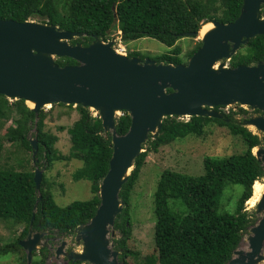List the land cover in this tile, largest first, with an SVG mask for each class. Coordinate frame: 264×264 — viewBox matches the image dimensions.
<instances>
[{
  "label": "trees",
  "instance_id": "trees-1",
  "mask_svg": "<svg viewBox=\"0 0 264 264\" xmlns=\"http://www.w3.org/2000/svg\"><path fill=\"white\" fill-rule=\"evenodd\" d=\"M242 4L243 0H65L60 7L57 0H0V19L17 22L35 20L57 25L66 31L85 33L87 36L74 39L71 44L81 42L87 46L95 37L104 41L110 39L107 31L116 15L118 23L113 30L121 31V40L125 45L142 38L155 39L170 50L151 59L157 63L177 65L187 63L181 57L182 49L176 45L178 40L187 37L185 35L196 38L202 26L211 19L223 23L234 21L240 14ZM200 46L199 42L188 53V58ZM128 56L142 60L148 58L139 51H128ZM260 61H264V34L249 40L243 51L233 56L230 65L236 67ZM56 62L60 66L77 64L70 58H58ZM57 105L75 108L80 114L68 129L72 144L69 155L57 150L58 136L45 129L50 111L41 109L36 114L24 100L10 101L0 95V118H11L15 124L9 129V142L20 144L24 150L32 153L30 161L33 162L29 133L35 129L34 137L39 146L37 165L43 160L40 166L48 170L54 162L77 159L83 162V167L74 172V180H88L91 183L90 200L75 201L62 207L55 201L53 183L46 174L43 173L38 191L34 181L35 169L17 171L12 167L0 168V219L26 225L20 238L0 245V254L19 253L23 256L24 264L26 254L19 241L28 234L36 203L34 230H48L56 235L74 234L77 227L88 223L97 211L100 183L109 170L113 153L111 136L105 137L99 116L92 117L89 109L81 105ZM238 113L248 114V111L242 107L238 112L231 110L224 115L228 122L209 117L195 116L188 121L167 117L159 134L150 137L143 147L144 151L135 159L130 177L120 192L124 207L115 221V229L120 237L114 243L115 248L122 252L120 261L123 264H131L128 259L139 256L129 247L133 236L131 197L148 155L187 135H202L210 120L226 125L230 133L240 136L245 150L223 158L206 157L204 171L198 176L171 170L162 172L153 195L155 254L148 257L147 262L227 264L243 234L256 222L254 213L246 210L245 203L253 195L254 183L264 178V165L253 154V149L261 144V138L237 123L235 115ZM130 125L131 117L127 112L116 118L118 134L127 133ZM235 185L242 189L235 210L230 213L229 209H221L222 199L227 187ZM49 252L48 247H42L40 253L43 260L35 259L32 264H45Z\"/></svg>",
  "mask_w": 264,
  "mask_h": 264
},
{
  "label": "water",
  "instance_id": "water-1",
  "mask_svg": "<svg viewBox=\"0 0 264 264\" xmlns=\"http://www.w3.org/2000/svg\"><path fill=\"white\" fill-rule=\"evenodd\" d=\"M262 5L264 0H243L235 21L225 24L209 20L214 27L201 37L200 48L187 64L178 65L122 55L113 48L115 37L109 42L94 38L87 46L71 45L69 42L85 34L38 21L0 19V95L24 100L36 114L56 104L93 109L102 121L105 137L111 136L113 153L109 170L100 183V204L94 217L78 226L74 233L76 245L82 251H67L68 241L63 233L55 248L57 259L64 256L68 264H123L122 252L114 243L118 238L115 221L124 207L120 192L130 177L135 159L144 151L150 137L159 134L167 117L223 120L224 115L216 108L237 105L258 111L237 123L259 132L263 145L253 153L264 165V62L236 67H226L223 63L249 40L264 34ZM117 23L115 15L107 34ZM55 58H70L77 64L60 66ZM119 112H127L131 117L130 128L123 135L116 130ZM29 142L35 164L38 141L33 137ZM42 179L43 170L36 168L34 181L38 191ZM41 197L38 192V198ZM37 204L27 237L19 241L27 254V264L32 263L33 252L49 246L51 240L46 238L47 230L33 229ZM254 209L259 218L245 237L248 248L241 249V241L227 264L264 262V193Z\"/></svg>",
  "mask_w": 264,
  "mask_h": 264
},
{
  "label": "rangeland",
  "instance_id": "rangeland-1",
  "mask_svg": "<svg viewBox=\"0 0 264 264\" xmlns=\"http://www.w3.org/2000/svg\"><path fill=\"white\" fill-rule=\"evenodd\" d=\"M64 1L57 0V3L61 5ZM118 34L117 30H112L108 36L111 39L112 37L116 38ZM199 41L200 36L196 38H181L177 42L176 45L182 49L181 57L184 61L188 60V53L195 49ZM118 44L119 41H116V47H119ZM126 47L127 51H139L148 55L150 58L167 53L170 50L165 44L152 38L135 40L126 45ZM240 51H243V49ZM224 63L229 65L230 61H225ZM10 101L13 100L10 99ZM239 107L241 106H228V108L222 110L228 111V113L231 110L238 112ZM51 108V105L44 107L45 112L50 111L46 119L45 129L58 136L59 141L56 144L57 150L64 155H69L72 144L68 129L79 119L80 114L75 108L70 109L68 107L58 106L57 104L53 109ZM242 108L247 110L248 114L238 113L235 115V120H243L256 115L255 111H252L249 107ZM89 112L92 116L97 115V112L93 109H89ZM122 114V112H119L117 117ZM184 119L187 120L188 118ZM10 127H15L13 119L0 118V168L12 167L17 171L24 169L33 170L36 168L42 169L48 180L53 183L52 192L56 203L62 207L75 201H87L92 198L91 183L88 180L75 181L73 177L74 172L83 167L82 161L77 159L69 162L57 161L48 170L40 166L43 160L38 165L37 163L34 164L30 161L32 153L24 150L20 144H13L7 140ZM248 129L259 135V132L254 127H248ZM34 134L35 129L30 131L29 136L34 137ZM243 150H245V144L240 136L230 133L226 125L222 126L218 121L210 120L202 135H187L185 138L179 139L172 144L162 146L157 153L151 152L141 171L139 180L132 191L131 217L133 236L129 242V247L133 251L138 252L139 256L136 259L129 258L128 261L131 264H149L147 258L155 254L153 195L163 171L171 170L198 176L204 171V159L206 157L223 158L234 153L242 152ZM260 182L264 184V179L260 180ZM241 189L242 187L239 185L227 187L223 195L221 209L226 208L227 210L229 209L228 211L230 213L234 212ZM245 208L248 212L254 213L256 220L259 218L255 214L254 207H250L248 202L245 203ZM15 223L12 220L5 221L0 219V245L17 240V238L22 236V231L26 226L25 223ZM247 235H249V231L243 234V243H247L245 239ZM55 236L59 240H54V243L50 245L51 251L46 257L45 264H68L64 256H61L60 259L55 257V246L62 239L60 235L55 234ZM75 237V234H66L64 236V239L68 241L66 250L81 252L82 247L76 245ZM118 237H120L119 232ZM34 256L32 262L37 257L36 254ZM36 259L43 260V257L40 256V258L37 257ZM0 264H24L23 256L15 252L0 254Z\"/></svg>",
  "mask_w": 264,
  "mask_h": 264
},
{
  "label": "clouds",
  "instance_id": "clouds-1",
  "mask_svg": "<svg viewBox=\"0 0 264 264\" xmlns=\"http://www.w3.org/2000/svg\"><path fill=\"white\" fill-rule=\"evenodd\" d=\"M242 5H243V4H242ZM263 7H264V6L262 5L261 8H260V12H261V17L264 18V15H263V14H264V9H263ZM240 11H241V10H240ZM215 20H216V19H215ZM28 21H29V20H28ZM32 21H35V20H32ZM216 21H217V20H216ZM234 21H235V20H234ZM218 22H220V21H218ZM232 22H233V21H232ZM221 23H223V22H221ZM228 23H231V22H228ZM47 24H48V23H47ZM225 24H227V23H225ZM113 29H114V28H113ZM113 29H112V30H113ZM65 31H66V30H65ZM71 32H72V31H71ZM80 33H81V32H80ZM118 33H119V34L116 36V41H119V44H118L119 47H116V45L114 44V45H113V48L118 52V51H120L119 48H120L121 46L125 47V49H126V53H122V52H120V54H122V55H127V56H128L127 47H126L125 44L122 43V40H121V34H122V33H121V31H118ZM84 34H85V33H84ZM108 35H109V34H108ZM85 36H87V34H85L83 37H85ZM185 36H186V35H185ZM188 36H189V35H187V37H188ZM199 36H200V31L198 32V34L196 35V37H199ZM80 38H82V37H80ZM95 38H98V37H95ZM112 38H113V37H112ZM112 38H111V39H112ZM183 38H185V37H183ZM188 38H190V37H188ZM75 39H77V38H75ZM98 39H100V38H98ZM111 39H109V40H107V41H104L103 39H101V40L104 41V42H109ZM178 41H179V40H178ZM178 41H177V42H178ZM71 42H72V41H71ZM71 42H69V43L71 44ZM91 42H92V41H91ZM199 42L201 43V37H200V41H199ZM199 42H198V43H199ZM78 43H81V42H78ZM115 43H116V42H115ZM76 44H77V43H76ZM82 44H83V43H82ZM176 44H177V43H176ZM71 45H72V44H71ZM245 45H246V44H245ZM83 46H84V45H83ZM243 47H244V45L241 46V48L237 51V53H238L241 49H243ZM199 48H200V47H199ZM118 53H119V52H118ZM237 53H236V54H237ZM148 58H149V57H148ZM232 58H233V57H232ZM232 58H231V59H232ZM57 59H58V58H56L55 61H56ZM145 59H146V58H145ZM231 59L223 60V63H224L225 61H231ZM143 60H144V59H143ZM153 60H154V59H153ZM188 60H189V58H188ZM188 60H186L185 62H188ZM261 62H264V61H261ZM56 63H57V62H56ZM220 63H221V62H220ZM57 64H58V63H57ZM182 64H184V63H182ZM186 64H187V63H186ZM224 64H225L226 67H231L230 63H229V65L226 64V63H224ZM74 65H75V64H74ZM177 65H178V64H177ZM251 65H254V64H251ZM74 106H75V105H74ZM226 108H228V107H218V108H216V110H217L218 112L222 113L223 115H225V114H228V111H223L222 109H226ZM43 109H44V108H43ZM122 113H123V112H122ZM255 113H256V112H255ZM257 113H258V112H257ZM257 113H256V114H257ZM96 114H97V115H95V116L93 115L92 117H98V116H99L98 113H96ZM175 117H178V116H175ZM184 118H188V119L185 120ZM189 118H191V117H188V116H180V117H178V119H179L180 121H188ZM224 119H226V118L224 117ZM224 119H223V120H224ZM247 128H248V127H247ZM254 134H256V133H254ZM256 135H258V134H256ZM258 136H259V135H258ZM30 138H33V137H30ZM30 138H29V139H30ZM260 145H262V143H261ZM260 145H259V146H260ZM257 147H258V146H257ZM257 147H255V148H257ZM255 148H254V149H255ZM254 149H253V152H254ZM253 154H254V153H253ZM43 173H44V172H43ZM263 179H264V178H263ZM261 180H262V179H261ZM259 181H260V180H259ZM246 203H247V202H246ZM34 231H36V230H34ZM40 231H43V230H40ZM47 231H48V230H47ZM248 231H249V230H248ZM48 232H49V234H50V231H48ZM60 236H61V235H60ZM26 237H27V236H26ZM46 237H47V236H46ZM55 237H57V236H54L53 238L56 239ZM47 238H48V237H47ZM24 239H25V238H24ZM49 239H50V238H49ZM242 239H243V237H242ZM22 240H23V239H22ZM50 241H51L52 243L49 242V246H47L48 249H49V251H51V250H50V248H51L50 245L54 243V240L51 239ZM241 241H242V240H241ZM241 241H240V243H241ZM243 242H244V241H243ZM243 242H242V243H243ZM240 243H239V244H240ZM58 245H59V244H58ZM238 246H239V245H238ZM44 247H45V246H44ZM56 247H57V245L55 246V248H56ZM41 248H42V247H41ZM41 248H40V249H41ZM35 252H36V253H35ZM35 252H33V258L35 257V256H34L35 254L37 255V257L40 258V256H39L40 250L35 251ZM24 253L26 254L25 251H24ZM54 254H55V249H54ZM37 257H36V258H37ZM33 258H32V261H33ZM36 258H35V259H36ZM26 263H27V254H26ZM31 264H32V263H31ZM69 264H70V263H69Z\"/></svg>",
  "mask_w": 264,
  "mask_h": 264
},
{
  "label": "bare ground",
  "instance_id": "bare-ground-1",
  "mask_svg": "<svg viewBox=\"0 0 264 264\" xmlns=\"http://www.w3.org/2000/svg\"><path fill=\"white\" fill-rule=\"evenodd\" d=\"M214 27V24L211 22H206L201 30H200V37H203L205 33H207L209 30H211ZM120 53V51H118ZM217 67V65L215 66ZM30 107H33L32 103H29ZM49 106V105H48ZM255 150V149H254ZM264 193V184L261 183L260 181H256L253 186V195L250 198L248 204L250 207H255L256 203L259 201L261 195ZM247 243H242L241 249L247 250Z\"/></svg>",
  "mask_w": 264,
  "mask_h": 264
},
{
  "label": "flooded vegetation",
  "instance_id": "flooded-vegetation-1",
  "mask_svg": "<svg viewBox=\"0 0 264 264\" xmlns=\"http://www.w3.org/2000/svg\"><path fill=\"white\" fill-rule=\"evenodd\" d=\"M263 9H264V7H263ZM257 113V112H256ZM48 238H50V239H54L53 237L55 236V234H53L52 232H50V234L49 235H46ZM46 237V238H47ZM50 243H52L51 241H50ZM50 250H51V248H50ZM42 254L41 253H39V256H41Z\"/></svg>",
  "mask_w": 264,
  "mask_h": 264
},
{
  "label": "built area",
  "instance_id": "built-area-1",
  "mask_svg": "<svg viewBox=\"0 0 264 264\" xmlns=\"http://www.w3.org/2000/svg\"><path fill=\"white\" fill-rule=\"evenodd\" d=\"M119 50H120V52H122V53H126V49H125V47H123V46H121V47L119 48Z\"/></svg>",
  "mask_w": 264,
  "mask_h": 264
}]
</instances>
